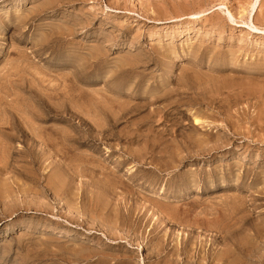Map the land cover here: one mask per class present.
<instances>
[{"label":"rangeland","instance_id":"374dc122","mask_svg":"<svg viewBox=\"0 0 264 264\" xmlns=\"http://www.w3.org/2000/svg\"><path fill=\"white\" fill-rule=\"evenodd\" d=\"M253 14L264 29V0H0V264H264Z\"/></svg>","mask_w":264,"mask_h":264},{"label":"bare ground","instance_id":"6f19581e","mask_svg":"<svg viewBox=\"0 0 264 264\" xmlns=\"http://www.w3.org/2000/svg\"><path fill=\"white\" fill-rule=\"evenodd\" d=\"M167 2H168V1H167ZM157 4H158V3H157ZM169 4H170V3H169ZM141 5H142V4H141ZM160 5H161V4H160ZM250 5H251V10H252V9H253V4H250ZM168 7H169V6H168ZM142 8H143V7H142ZM163 8H164V7H163ZM210 8H211V7H210ZM157 10H158V9H157ZM209 10H210V9H209ZM171 11H172V10H171ZM205 11H206V10H205ZM226 11H227V15H228L227 17L229 18V20H230V21H234L232 14H231L228 10H226ZM165 12H166V11H165ZM176 12H178V11H176ZM248 13H249V12H248ZM254 14H255V13H254ZM254 14L252 15L251 21H249V24H247V25H249V27H250L251 29H255V32H256V33H264V29H261V28L255 26V25L252 23V19H253ZM248 15H249V14H248ZM172 16H173V14H172ZM191 16H192L191 18H194V19H195V18L200 17L201 14H200V13H199V14H195V15L192 14ZM249 17H250V16H249ZM237 21H238V20H237ZM245 48H246V47H245ZM34 75H35V74H34ZM42 78H43V77H42ZM156 85H158V84H156ZM163 87H164V86H163ZM161 90H162V89L158 86L157 90L154 91V92L157 91L156 94H154V95L151 96V97L154 99V100H153L154 102H158V103H160L159 101H161V103H162V100L165 101L166 98H168L169 95H172L171 91H167V92H166L165 89H164L165 92H162L163 90H162V91H161ZM170 93H171V94H170ZM228 94H229V93H228ZM238 95H239V94H238ZM177 96H178V93H177ZM232 96H233V95H232ZM171 97L174 98V95L171 96ZM171 97H170V98H171ZM176 98H177V97H176ZM171 99H172V98H171ZM171 99H170V100L168 99V102H169V101H172ZM176 100H178V99H176ZM210 100H211V99H210ZM218 100H219V98L217 99V101H218ZM213 101H214V100H213ZM221 101H222V100H221ZM225 101H226V100H225ZM150 102H152V101H150ZM166 102H167V101H166ZM168 102H167V104H168ZM175 102H176V101H175ZM211 102H212V101H211ZM211 102H210V103H211ZM214 102H215V101H214ZM222 102H223V101H222ZM227 102H228V99H227ZM233 102H234V101H233ZM262 102H263V101H262ZM148 103H149V100H148ZM158 103H157V108H158ZM173 103H174V102H173ZM207 103H208V102H207ZM210 103H209V105H210ZM217 103H218V102H217ZM219 103H220V102H219ZM223 103H225V102H223ZM230 103H232V102H230ZM230 103H229V104H230ZM162 104H164V102H163ZM160 105H161V104H160ZM211 105H212V104H211ZM215 105H216V104H215ZM220 105H221V104H220ZM227 105H228V104H226V106H227ZM164 106H166V105H164ZM164 106H163L162 108H165ZM168 106H169V105H168ZM229 106H230V105H229ZM175 107H176V106H175ZM214 107H215V106H214ZM214 107H213V108H214ZM217 107H219V105H218ZM176 108H177V107H176ZM209 108H210V107H209ZM223 108H224V107H223ZM217 109H218V108H217ZM225 109H226V108H225ZM119 110H120V109H119ZM159 110H160V109H157L156 112H158ZM167 110H168V109H167ZM228 110H229V109H228ZM242 110H243V109H242ZM152 111L154 112V110H152ZM152 111H151V112H152ZM171 111H173V109H171L170 111H165V113L170 114ZM215 111H218V110H215ZM236 111H237V110H236ZM240 111H241V110H240ZM153 112H152V113H153ZM160 112H162V110H161ZM174 112H175V111H174ZM178 112H179V111H178ZM210 112H211V111H210ZM213 112H214V110H213ZM176 113H177V111H176ZM179 113H180V112H179ZM220 113H221V112H220ZM222 113H223V112H222ZM237 113H238V112H237ZM239 113H240V112H239ZM242 113H243V112H242ZM255 113H256V115H257V112H255ZM258 113H259V112H258ZM161 114H162V113H161ZM163 114H164V112H163ZM190 114H191V113H190ZM213 114H217V113H213ZM224 114H226V113H224ZM224 114H223V115H224ZM166 115H167V114H166ZM207 115H208V114H207ZM253 115H254V114H253ZM203 116H204V115H203ZM259 116H260V115H259ZM248 117H249V116H248ZM256 117H257V116H256ZM226 118H227V117H226ZM233 118H234V117H233ZM248 119H249V118H248ZM194 120H195V123L198 122L197 118H194ZM199 120H200V119H199ZM204 121H206V120H203V122H204ZM208 121H209V120H208ZM239 121H241V120H239ZM249 121H250V120H249ZM237 122H238V121H237ZM250 122H251V121H250ZM212 123H213V122H212ZM238 123H239V122H238ZM242 123H243V122H242ZM197 124H198V123H197ZM197 124H196V126H201L202 124L206 125L205 123H202L201 125H200V124L197 125ZM239 124H240V123H239ZM193 125H194V124H193ZM224 125H225V124H224ZM196 126H194V127H196ZM202 127L204 128V126H202ZM202 127H201V128H202ZM208 127H210V126H208ZM201 128H200V129H201ZM233 129H234V128H233ZM252 131H253V130H252ZM252 135H253V134H252ZM215 138H216V137H215ZM263 138H264V137H263ZM252 139H253V138H252ZM261 139H262V138H261ZM259 142H260V141H259ZM53 144H54V143H53ZM215 145H216V144H215ZM217 146H218V144H217ZM197 147H198V145H197ZM205 147H206V146H205ZM200 149H201V148H200ZM193 150H194V149H193ZM196 150H197V149H196ZM196 150H195V151H196ZM200 152H201V151H200ZM176 155H177V154H176ZM30 158H31V157H30ZM182 158H183V157H182ZM34 160H36V159H33V161H34ZM35 162H36V161H35ZM37 162H38V161H37ZM37 162H36V163H37ZM33 165H34V163H33ZM3 170H4V169H3ZM0 171H1V170H0ZM23 173H24V172H23ZM176 246H177V245H176Z\"/></svg>","mask_w":264,"mask_h":264}]
</instances>
